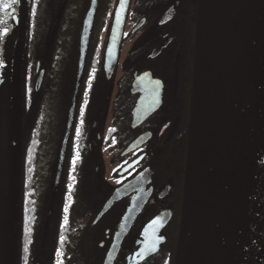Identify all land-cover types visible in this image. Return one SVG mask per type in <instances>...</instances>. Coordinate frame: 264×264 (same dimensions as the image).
Masks as SVG:
<instances>
[{
	"label": "flooded vegetation",
	"instance_id": "af4514ba",
	"mask_svg": "<svg viewBox=\"0 0 264 264\" xmlns=\"http://www.w3.org/2000/svg\"><path fill=\"white\" fill-rule=\"evenodd\" d=\"M116 3L117 0H107L105 25L91 26L89 39L92 34L98 42L94 45L88 39L84 61L93 62L87 76L92 85L100 77L98 70H104L105 47ZM198 7L199 0H128L117 60L108 78L109 96L100 117L93 121L85 135L89 145L92 132V147H89L94 162L87 175L82 170L79 174L90 178L89 185L79 187L81 191L77 200H73L71 189L61 195L59 189L49 186L39 201L32 203L36 215L31 220L27 240V252L30 258H34L32 264H57V261L61 264H108V255L112 256L109 264H127L138 246L142 227L167 206L171 207L169 218L164 225L153 227L149 233L150 238H163L158 250L135 264L153 261L155 264H173L187 164ZM62 8L63 5L59 8L60 15ZM82 8L81 5L77 10ZM79 44L80 35L78 57ZM46 49L50 54L48 41ZM71 52L70 48L64 51L65 65L67 54ZM115 69L120 77L112 81ZM36 70L35 81L38 74L41 72L42 78L44 72L43 67L37 66ZM111 84L115 86L114 90ZM139 102L149 110L141 119L134 118L133 112ZM82 106L86 108L84 102L80 104ZM76 123L79 133H83L80 131L82 121ZM138 136L143 142L123 153ZM104 145L117 146L115 164L111 165L108 176L101 168ZM132 161L133 164L129 165ZM74 172L77 173L70 170L69 174L74 176ZM56 173L57 165L53 171L55 178ZM35 174L37 169L34 168L32 175ZM135 175L139 176L137 185L98 216L114 188ZM73 180L69 178V183ZM133 197L143 200L141 211L120 235L122 216ZM13 228L12 248L14 240L17 245L19 233L16 220ZM118 236L119 245L116 247Z\"/></svg>",
	"mask_w": 264,
	"mask_h": 264
},
{
	"label": "water",
	"instance_id": "95a60500",
	"mask_svg": "<svg viewBox=\"0 0 264 264\" xmlns=\"http://www.w3.org/2000/svg\"><path fill=\"white\" fill-rule=\"evenodd\" d=\"M96 4L97 0H90L82 16L77 74L56 180L73 119ZM127 5L128 0H117L113 12L103 63L107 78L117 60ZM59 14L60 10L55 23ZM17 21L11 77L15 193L20 178V73L26 0L18 3ZM196 35L187 164L173 264H264V0H199ZM40 80L41 72L35 88ZM148 111L139 102L133 110L134 118L141 119ZM142 142L141 136L136 137L123 153ZM132 164L133 161L129 165ZM138 179L135 175L115 187L98 216L133 189ZM142 203L143 200L132 198L122 216L120 235L141 211ZM170 214L171 207H164L142 227L138 246L127 264H135L158 250L163 238H150L149 233L153 227L164 225ZM115 243L118 247L119 236ZM15 246L14 240L13 249ZM111 259L108 255V264Z\"/></svg>",
	"mask_w": 264,
	"mask_h": 264
},
{
	"label": "trees",
	"instance_id": "16d2710c",
	"mask_svg": "<svg viewBox=\"0 0 264 264\" xmlns=\"http://www.w3.org/2000/svg\"><path fill=\"white\" fill-rule=\"evenodd\" d=\"M11 3V0H4ZM90 0H26V28L24 49L21 57V136L19 144L20 178L17 192L13 181L14 146L13 114L11 100V77L13 48L17 37V4L7 10H0V30L7 28V35L0 37V101L4 103L0 114V264H32L27 252L33 212L32 203L39 201L49 186L65 191H73L77 200L79 187L88 186V174L93 167L91 150L85 135L93 121L100 117L108 96V82L104 70L93 85L87 76L93 65L85 60L77 87L73 119L71 122L61 172L55 181L53 171L57 165L61 139L65 130L69 106L75 86L78 41L81 17ZM33 4L36 13L33 15ZM63 5L62 14L54 24V17ZM82 5V10H77ZM81 12L80 15H76ZM107 0H98L93 17V25L107 23ZM54 28V30H53ZM90 42L97 44L94 37ZM50 43V54L47 52ZM75 46V49H74ZM67 63L64 64L68 49ZM74 50V53H73ZM51 55V57H49ZM50 59H48V57ZM37 66L44 72L38 88H35ZM67 74V75H66ZM63 75V76H62ZM66 75V77H65ZM62 76V77H61ZM86 108L81 113L80 104ZM77 121H82L79 133ZM51 123V124H49ZM75 160V163L73 161ZM37 174L32 175V170ZM75 170L74 176L69 174ZM51 172V173H50ZM69 178L74 180L69 183ZM86 191H84L85 193ZM15 220L19 226L17 245L11 246ZM31 259V260H30Z\"/></svg>",
	"mask_w": 264,
	"mask_h": 264
},
{
	"label": "rangeland",
	"instance_id": "374dc122",
	"mask_svg": "<svg viewBox=\"0 0 264 264\" xmlns=\"http://www.w3.org/2000/svg\"><path fill=\"white\" fill-rule=\"evenodd\" d=\"M103 35H104V33H103ZM119 77H120V74L118 73V71H117V74H116V69H115V74L112 77V81L114 79H118ZM113 84H114V82H113ZM113 84H111V85H113ZM114 89H115V86L113 85V90ZM108 91H109V89H108ZM110 93H111V90H110ZM108 96H107V99H108ZM116 150H117V146H115V145H109V146L108 145H104V148L102 149V154H103L104 160H103V162L101 164V168H102V173L105 176H108L109 170L112 167L111 165L115 164L114 154H115ZM150 264H155V262L153 261Z\"/></svg>",
	"mask_w": 264,
	"mask_h": 264
},
{
	"label": "snow or ice",
	"instance_id": "6c2138e0",
	"mask_svg": "<svg viewBox=\"0 0 264 264\" xmlns=\"http://www.w3.org/2000/svg\"><path fill=\"white\" fill-rule=\"evenodd\" d=\"M20 0H11V3L8 2H4V0H0V10H7L8 8L12 7L13 5L19 3ZM126 2V0H122V3ZM36 13V7L35 4H33V15H35ZM0 23H3L2 18H0ZM8 29L5 27L2 30H0V37L7 35ZM157 84L159 83V81L156 82ZM81 113L83 114V106L81 107ZM77 131L79 132V128L77 129ZM73 163H75V160L73 161ZM153 223H155V221H153ZM57 264H61L60 261H57Z\"/></svg>",
	"mask_w": 264,
	"mask_h": 264
},
{
	"label": "bare ground",
	"instance_id": "6f19581e",
	"mask_svg": "<svg viewBox=\"0 0 264 264\" xmlns=\"http://www.w3.org/2000/svg\"><path fill=\"white\" fill-rule=\"evenodd\" d=\"M0 98H1V92H0ZM1 108H4V103L0 101V114H1ZM188 142H189V138H188ZM183 193H184V188H183ZM183 193H182V197H183ZM181 209H182V205H181Z\"/></svg>",
	"mask_w": 264,
	"mask_h": 264
}]
</instances>
